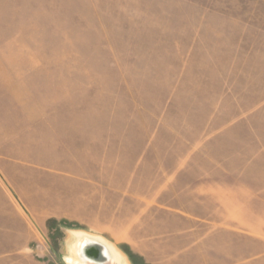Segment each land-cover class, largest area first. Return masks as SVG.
Segmentation results:
<instances>
[{
	"label": "rangeland",
	"instance_id": "1",
	"mask_svg": "<svg viewBox=\"0 0 264 264\" xmlns=\"http://www.w3.org/2000/svg\"><path fill=\"white\" fill-rule=\"evenodd\" d=\"M263 107L264 0H0V148L20 138L30 151L49 133L67 135L60 150L87 156L97 148L91 131L139 126V139L155 148L145 170L168 171L152 160L170 156L182 171L191 147L231 171L246 147L243 131L264 129ZM231 125L238 127L217 133ZM115 142L105 146L119 148ZM28 151L23 162L31 164ZM0 183L14 194L1 174ZM256 217L263 225L264 214ZM17 220L0 212V239ZM70 226H24L34 260L17 247L0 264H94L79 258L84 239L69 249L70 232L81 231ZM254 246L241 239L237 252L224 241L222 252L239 260L205 247L177 264H264V243Z\"/></svg>",
	"mask_w": 264,
	"mask_h": 264
},
{
	"label": "crops",
	"instance_id": "2",
	"mask_svg": "<svg viewBox=\"0 0 264 264\" xmlns=\"http://www.w3.org/2000/svg\"><path fill=\"white\" fill-rule=\"evenodd\" d=\"M253 116L256 109L249 113ZM227 127L217 133L238 125ZM97 129L87 136L88 143L97 146L88 149L87 156L60 150L57 143L67 135L49 133L40 136L47 144L31 152L20 138L0 148V174L14 192L0 183V199L10 203L0 205V212L11 211L18 219L9 235L1 237L0 254L10 255L19 247L28 258L34 240L24 235V226L31 232V223L43 230L54 221L104 239L127 264H177L205 247L224 256V241L237 252L241 239L251 238L253 250L256 242L264 243V231L258 232L264 230V220L259 226L256 217L257 210L264 214V129L249 124L239 135L246 147L236 153L241 163L231 171L215 158L193 156L191 147L180 163L182 171L170 167L176 164L170 156L152 160L154 165H169L168 171L145 170V160L155 148L153 142L139 139V126ZM113 139L119 148L105 146ZM254 147L259 150H250ZM174 148L167 146L168 152ZM25 150L31 164L23 162ZM241 191L247 197L244 208ZM241 211L247 213L244 221ZM17 226L22 231L18 236ZM225 256L239 260L234 251Z\"/></svg>",
	"mask_w": 264,
	"mask_h": 264
},
{
	"label": "bare ground",
	"instance_id": "3",
	"mask_svg": "<svg viewBox=\"0 0 264 264\" xmlns=\"http://www.w3.org/2000/svg\"><path fill=\"white\" fill-rule=\"evenodd\" d=\"M84 239V242H83V245H82V248L85 246V244H87V242L89 241H95V242H98L100 243L101 245H103L107 251V253L109 254L110 258H111V261H117L119 262L120 264H127V261L125 259V257H123L116 249L112 248V246H109L107 245V243L105 242L104 239H97V238H93L89 235H87L86 233L84 232H81V231H71L70 232V235L68 237V247L69 249H73V247L75 246L76 242L80 241V240H83ZM82 248L81 250L79 251V258L87 263L85 261V259H83L82 257Z\"/></svg>",
	"mask_w": 264,
	"mask_h": 264
},
{
	"label": "water",
	"instance_id": "4",
	"mask_svg": "<svg viewBox=\"0 0 264 264\" xmlns=\"http://www.w3.org/2000/svg\"><path fill=\"white\" fill-rule=\"evenodd\" d=\"M82 257L87 263L112 264L105 247L98 242L89 241L82 248Z\"/></svg>",
	"mask_w": 264,
	"mask_h": 264
},
{
	"label": "flooded vegetation",
	"instance_id": "5",
	"mask_svg": "<svg viewBox=\"0 0 264 264\" xmlns=\"http://www.w3.org/2000/svg\"><path fill=\"white\" fill-rule=\"evenodd\" d=\"M77 242H78V241H77ZM77 242H76V244H77ZM76 244H75V245H76ZM118 263H119V262H118Z\"/></svg>",
	"mask_w": 264,
	"mask_h": 264
}]
</instances>
